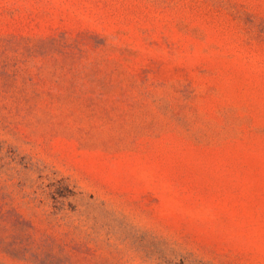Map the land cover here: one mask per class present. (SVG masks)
Returning <instances> with one entry per match:
<instances>
[{
    "label": "rangeland",
    "instance_id": "374dc122",
    "mask_svg": "<svg viewBox=\"0 0 264 264\" xmlns=\"http://www.w3.org/2000/svg\"><path fill=\"white\" fill-rule=\"evenodd\" d=\"M263 217L264 0H0L1 264H220Z\"/></svg>",
    "mask_w": 264,
    "mask_h": 264
},
{
    "label": "crops",
    "instance_id": "0c3cea01",
    "mask_svg": "<svg viewBox=\"0 0 264 264\" xmlns=\"http://www.w3.org/2000/svg\"><path fill=\"white\" fill-rule=\"evenodd\" d=\"M260 220L264 222V217ZM248 244L250 246L246 249L236 250L220 264H264V233H261L259 237H252Z\"/></svg>",
    "mask_w": 264,
    "mask_h": 264
},
{
    "label": "trees",
    "instance_id": "16d2710c",
    "mask_svg": "<svg viewBox=\"0 0 264 264\" xmlns=\"http://www.w3.org/2000/svg\"><path fill=\"white\" fill-rule=\"evenodd\" d=\"M1 264V263H0Z\"/></svg>",
    "mask_w": 264,
    "mask_h": 264
}]
</instances>
